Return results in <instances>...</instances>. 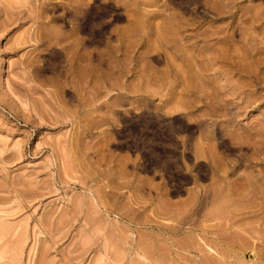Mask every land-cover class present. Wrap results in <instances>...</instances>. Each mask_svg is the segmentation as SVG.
Listing matches in <instances>:
<instances>
[{"label":"rangeland","instance_id":"rangeland-1","mask_svg":"<svg viewBox=\"0 0 264 264\" xmlns=\"http://www.w3.org/2000/svg\"><path fill=\"white\" fill-rule=\"evenodd\" d=\"M0 264H264V0H0Z\"/></svg>","mask_w":264,"mask_h":264},{"label":"bare ground","instance_id":"bare-ground-1","mask_svg":"<svg viewBox=\"0 0 264 264\" xmlns=\"http://www.w3.org/2000/svg\"><path fill=\"white\" fill-rule=\"evenodd\" d=\"M243 54V53H242ZM242 82V81H241ZM243 83V82H242ZM75 163V162H74ZM221 191V190H220ZM203 198V197H202ZM217 201V200H216ZM222 203V202H221ZM213 211V210H212ZM217 211V210H216ZM220 212V211H219ZM203 228H204V226H203ZM212 241V240H211ZM213 243V242H212ZM214 245V244H213ZM149 252V251H148ZM151 252V251H150ZM221 253V252H220ZM153 254V253H152ZM143 255H144V253H143ZM224 256V255H223ZM229 259V258H228ZM214 263V262H213ZM224 263V262H223Z\"/></svg>","mask_w":264,"mask_h":264}]
</instances>
